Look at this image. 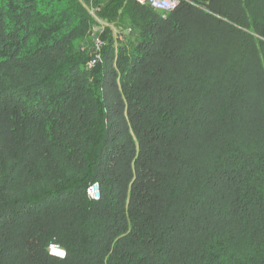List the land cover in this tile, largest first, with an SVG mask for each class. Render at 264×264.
<instances>
[{
    "label": "trees",
    "instance_id": "1",
    "mask_svg": "<svg viewBox=\"0 0 264 264\" xmlns=\"http://www.w3.org/2000/svg\"><path fill=\"white\" fill-rule=\"evenodd\" d=\"M0 264H264V0H0Z\"/></svg>",
    "mask_w": 264,
    "mask_h": 264
},
{
    "label": "built area",
    "instance_id": "2",
    "mask_svg": "<svg viewBox=\"0 0 264 264\" xmlns=\"http://www.w3.org/2000/svg\"><path fill=\"white\" fill-rule=\"evenodd\" d=\"M134 1L142 5H147L153 8L154 10H161V11H166V12L175 10L180 3V0H134ZM99 21L101 22V25L94 27L95 32L99 31L100 28L102 29L104 28L105 23L101 19ZM94 37H95L94 45H93L94 49L92 53V58L91 60L88 61L89 67H93L95 63L97 62V60L100 59L101 49L106 44L105 39L102 38L101 35H95ZM95 185H96V189H93L95 186H91L89 188V194L93 198L98 199L100 197V190H99V186L97 184ZM50 250L52 254L58 255L60 257H64L66 255V251L60 248L56 244L51 245Z\"/></svg>",
    "mask_w": 264,
    "mask_h": 264
},
{
    "label": "rangeland",
    "instance_id": "3",
    "mask_svg": "<svg viewBox=\"0 0 264 264\" xmlns=\"http://www.w3.org/2000/svg\"><path fill=\"white\" fill-rule=\"evenodd\" d=\"M91 12L95 15V16H97L96 15V13H95V9L94 8H92L91 9ZM97 20H100L98 17H97ZM98 29V28H97ZM95 35H99V31H94V34H93V37L95 36ZM102 37V36H101ZM103 38V37H102ZM106 41V40H105ZM93 186H95L93 189H96V185H93Z\"/></svg>",
    "mask_w": 264,
    "mask_h": 264
}]
</instances>
